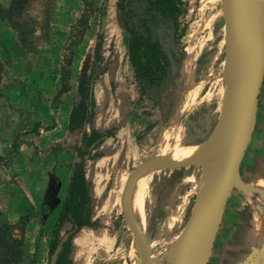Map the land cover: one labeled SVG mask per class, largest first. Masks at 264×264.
<instances>
[{"label":"crops","instance_id":"obj_1","mask_svg":"<svg viewBox=\"0 0 264 264\" xmlns=\"http://www.w3.org/2000/svg\"><path fill=\"white\" fill-rule=\"evenodd\" d=\"M39 1L21 0L14 4V0H0V218L10 224L27 216L23 244L35 238L34 250L44 256L66 198L72 166L83 163L92 204V226L76 232L73 249L94 223L109 219L119 208L113 205L121 204L131 172L126 163L153 145L155 130L171 109L169 104L162 109L157 97L150 98L139 90L126 34L118 22V0L102 4L108 12L103 33L98 32L102 37L98 64L90 55L93 34L84 35L75 54L65 55L72 26L84 8L82 0H49L46 9ZM46 1L42 5L46 6ZM109 11L112 17L108 16ZM97 68L99 72L89 86L93 102L91 123L81 118L82 124L71 128L72 111L82 102L79 83ZM91 130L112 134L92 143L79 158L82 138ZM95 204L101 211L97 216ZM252 221L258 225L254 216ZM69 258L74 264L71 254ZM250 258L246 255L224 262L219 253L220 264H244Z\"/></svg>","mask_w":264,"mask_h":264},{"label":"rangeland","instance_id":"obj_2","mask_svg":"<svg viewBox=\"0 0 264 264\" xmlns=\"http://www.w3.org/2000/svg\"><path fill=\"white\" fill-rule=\"evenodd\" d=\"M46 2L44 6L41 0L39 5L46 9L50 1ZM82 2L84 8L72 26L65 55L75 54L85 34H93L90 55H94L101 19L108 12L107 8L102 6L103 0ZM182 2L183 12L177 18L175 31L179 53L176 60L178 69L173 74L170 68V74L166 77L157 75L160 88L164 92L160 95L153 91V95L161 101L158 103L159 107L163 109L169 104L171 112L168 116H163V123L155 130L157 136L153 145L145 149V154L138 155L133 162L126 163L125 166L129 167V170L146 159L155 148L165 150L192 144L200 145L211 133L220 114L230 49L227 0ZM108 16H113L112 11H109ZM136 19L135 16L134 20ZM162 51L165 54V51ZM98 66L100 67V64ZM94 72H99V68ZM163 128L165 129L162 132ZM161 132L164 133L162 138ZM202 172L201 164H195L158 170L150 176L148 200L143 205L149 215L145 233L152 240V254L157 258L154 264H170L167 254L193 209ZM113 207L119 208L112 214V218L98 219L100 223H94L93 228L85 232L76 245H73V249L71 246L70 254L74 264H132L136 260L131 250L132 233L123 217L122 204ZM97 208L98 205L95 204L96 216L101 213ZM225 208L216 249L209 264H220V251L224 262L237 261L246 255L255 257V261H261V251H264V77L255 124L238 171V183L233 187ZM252 216L257 226L253 224ZM22 218L28 222L27 216H21L10 224H16ZM70 229L69 224L64 225L60 230L59 239ZM53 231L54 228L48 251L44 256H40V253L34 250L36 239L23 244V233L20 234L17 229L15 233L22 238L18 264H49L55 249L51 250ZM228 231L229 235L224 240ZM219 246H222L221 249Z\"/></svg>","mask_w":264,"mask_h":264},{"label":"water","instance_id":"obj_3","mask_svg":"<svg viewBox=\"0 0 264 264\" xmlns=\"http://www.w3.org/2000/svg\"><path fill=\"white\" fill-rule=\"evenodd\" d=\"M255 1L227 0L231 73L219 117L209 136L198 149L179 161L169 155H158L155 148L126 178L121 197L122 213L130 227L139 264H154L157 258L152 257L150 238L132 215L131 195L137 181L158 170L195 164H201L203 172L194 206L167 257L170 264H209L228 198L238 183V171L255 124L264 77V14L258 22L259 6L255 5ZM105 26L106 21L102 17L100 34ZM162 46L174 74L178 69L176 60L179 53L173 25L167 30ZM94 146L90 147V151ZM72 234L69 231L61 236L49 264H56L63 245ZM254 261L255 257H251L244 264ZM261 264H264V251Z\"/></svg>","mask_w":264,"mask_h":264},{"label":"trees","instance_id":"obj_4","mask_svg":"<svg viewBox=\"0 0 264 264\" xmlns=\"http://www.w3.org/2000/svg\"><path fill=\"white\" fill-rule=\"evenodd\" d=\"M20 1L14 0V4H19ZM182 12V0L118 1V22L126 34L128 55L134 69L136 82L140 92L150 98L154 97L153 91L159 94L163 90L160 88L157 75L166 77L170 74V63L163 53L161 45H159L156 31L161 29L165 36L171 25L176 31L177 18ZM103 13L102 11L101 14ZM135 16L136 20H134ZM101 46L102 37L98 36L94 51L95 64L101 60ZM95 76L94 73L79 83L78 91L82 97V102L79 107L72 111L69 125L71 128L79 127L82 124L81 118L87 123H91L93 102L89 98V86ZM164 80L169 79L164 78ZM111 134L110 131L99 133L95 130H91L90 135L85 134L82 138L81 147L78 149L79 158L85 155L86 149L92 143L109 137ZM91 213L90 183L85 178L83 163H75L71 168L66 198L54 226L51 250L57 245L60 230L64 225L69 224L73 234L63 245V250L56 264H71L69 256L73 236L84 226H92ZM26 224L27 222L23 218L16 224H4L0 221V264L19 263L22 238L18 237L15 231L18 229L20 234L23 233Z\"/></svg>","mask_w":264,"mask_h":264},{"label":"bare ground","instance_id":"obj_5","mask_svg":"<svg viewBox=\"0 0 264 264\" xmlns=\"http://www.w3.org/2000/svg\"><path fill=\"white\" fill-rule=\"evenodd\" d=\"M255 5L259 6V8L257 9V16H258L257 21L260 22L262 20L263 14H264V0H256ZM225 72H226V76L224 79V89H223V93H222V98H223V95L228 90L227 79L231 73L229 58L227 59ZM199 147H200L199 144L198 145L192 144V145H187V146H180L177 149L157 150V154L158 155H169L170 157H172L173 160L179 161V160L183 159L184 157H186L187 155H189L191 152L198 149ZM152 174L153 173L140 178L137 181L135 188L133 190V193L131 195L132 215H133V217H136V219L139 221V223H140L142 229H144V231H145V226L148 222L149 215H148L143 204H146L145 202L148 200V195H149V190H148L149 187L148 186H150L148 183V180L150 179V176ZM150 243H151V251H152V240H150ZM131 250L133 251V254L136 258V260L134 262L132 261L133 262L132 264H139L138 255L135 251L133 244H132ZM152 257H153V254H152Z\"/></svg>","mask_w":264,"mask_h":264},{"label":"flooded vegetation","instance_id":"obj_6","mask_svg":"<svg viewBox=\"0 0 264 264\" xmlns=\"http://www.w3.org/2000/svg\"><path fill=\"white\" fill-rule=\"evenodd\" d=\"M168 30V29H167ZM166 35H167V31H166V34H165V36H164V34L161 32V29H158L157 31H156V36H157V38H158V42H159V45H161V47H162V50H163V46H162V44H163V42L165 41V37H166ZM164 53V52H163ZM166 54V53H165ZM167 56V55H166ZM168 58V57H167ZM169 61V60H168Z\"/></svg>","mask_w":264,"mask_h":264}]
</instances>
